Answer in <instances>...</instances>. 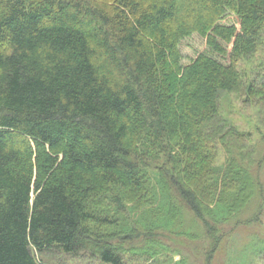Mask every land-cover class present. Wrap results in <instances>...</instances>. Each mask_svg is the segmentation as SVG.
<instances>
[{
  "label": "trees",
  "instance_id": "trees-1",
  "mask_svg": "<svg viewBox=\"0 0 264 264\" xmlns=\"http://www.w3.org/2000/svg\"><path fill=\"white\" fill-rule=\"evenodd\" d=\"M261 39L264 0H0V264H211L247 226L264 254V140L219 110L263 114L264 77L237 69Z\"/></svg>",
  "mask_w": 264,
  "mask_h": 264
},
{
  "label": "rangeland",
  "instance_id": "rangeland-1",
  "mask_svg": "<svg viewBox=\"0 0 264 264\" xmlns=\"http://www.w3.org/2000/svg\"><path fill=\"white\" fill-rule=\"evenodd\" d=\"M237 69H239L244 79H247L245 76H249L251 79L255 80L260 79V77H264V39H261L258 42V46L253 53L243 57L240 60ZM256 76H258V78H256ZM242 100L243 97L238 94L224 93V95L221 96L219 104L220 113L241 132L249 133V139L246 143L247 147L248 144H257V150L260 149V152L262 153L263 151H261L260 144L261 139L263 138L264 140V111L262 114L260 108L263 106L262 101L258 102L257 106L254 107V105L248 106L243 104ZM224 160L225 153L221 149H219L216 165H221ZM216 167L219 168L218 166ZM146 168L152 174L156 173V169L153 165L149 164V166H147ZM259 168L257 169V174L259 175L258 179H260L264 184V158L263 160L261 159L259 161ZM112 207L113 206H111L110 208ZM113 214L116 217L122 219V221H124L123 219L127 218L126 215H124L122 212ZM250 214L251 212L249 214H245L243 218L249 216ZM254 215L257 214L253 213L252 217ZM257 217L258 221L260 219L261 224L258 228L256 227L255 230L257 229L260 233H264V207L261 215H258ZM189 218L190 217H187V219ZM247 227L236 228V230H234L232 233H227L222 237L219 248L212 254L213 258L211 264H264V254H259L256 257L253 256V238L251 236L252 234L256 233L250 232ZM261 236H264V234H262ZM262 245L263 246H258V248H264V243ZM195 246V243H189L188 245L183 246L182 255L188 257L189 261L192 262H194V257L191 256V252L193 251ZM178 247L181 251V244H178ZM87 253L88 252H79L75 255H68L58 252H50L45 254L42 258L39 257V255L36 253L33 255L35 256V258L42 260L46 264H106ZM198 255L200 258V254ZM180 259L181 256H179L177 253H162L148 260L141 259L138 255L130 253L124 256V261L126 264H174ZM198 264H203V262H199Z\"/></svg>",
  "mask_w": 264,
  "mask_h": 264
}]
</instances>
